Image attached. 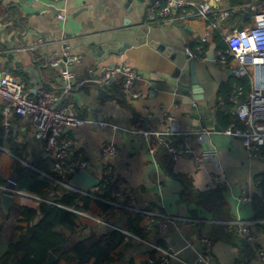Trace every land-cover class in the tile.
<instances>
[{"label":"crops","instance_id":"0c3cea01","mask_svg":"<svg viewBox=\"0 0 264 264\" xmlns=\"http://www.w3.org/2000/svg\"><path fill=\"white\" fill-rule=\"evenodd\" d=\"M193 1L209 2L211 11L206 18L198 16L197 10L187 5L172 17L154 22L151 10L158 4L163 5L162 0L154 4L152 0H2L12 16L8 13L0 17V75L7 71L20 76L26 90L35 96L40 88L61 95V70L69 68L76 73L77 81L60 104L69 106L81 119L106 122L109 126L85 124L66 130L63 137L74 140L77 149L91 163L93 176L100 178L102 169L111 166L114 181L133 194L137 207L201 220L200 223L181 224V231L172 226L149 236L152 242L184 261L197 259L202 249L198 238L209 235L217 222L211 212L182 196L184 179L196 190L206 191L214 187L210 175L218 172L226 183L223 196L231 218L254 222L252 231L257 239L250 242L249 252L244 253L232 244L214 243L213 263L239 264L240 259V264H264L259 256V252H264V234L256 229L252 204L238 202L244 191L253 196L258 192L256 178L264 173L263 161L249 159L237 138L214 133L209 141L200 143L193 135L187 141L189 147L196 153L214 149L216 157L206 159L197 167L188 156L173 160L165 148L163 157L168 155L171 159L170 173H167L157 159L158 151L151 154L148 143L129 132L163 133L167 128L180 133H195L203 128L223 131L232 120L233 89L241 86L245 94L251 91L250 80L238 77L231 68L220 64L217 54L226 50L220 48L222 44L228 47L226 37L229 33L253 26L255 19L249 7L253 0ZM224 12L228 14L223 16ZM212 23H217V28L213 29ZM62 36H66V41ZM203 39L206 41L202 42ZM212 44H216L213 61L207 57ZM186 47L199 58L189 59ZM72 57H79V61L69 63ZM56 60L61 61L60 65L53 67ZM189 61H195L199 98H202L193 103L176 92V69H182ZM119 65L136 70L140 78L130 85L124 84V90L120 89L123 79L109 86L95 83L105 70ZM3 108L0 101V116ZM182 140L181 137H152L151 143L159 149L165 141ZM106 143L117 145V157L101 155ZM0 147L1 183L11 177L10 161L17 159L13 148L26 147L27 163L36 158L50 159L43 143L34 138L31 122L22 117H16L11 137L6 138L0 128ZM1 196L0 193V223L3 224L0 260L11 240L20 234L17 220L21 206L20 198H15L5 217ZM120 217L123 227L130 215H118L117 222ZM140 222L142 225L141 219ZM96 228L103 229L98 225ZM153 251L145 245L123 242L117 249L120 260L110 264H143ZM69 256L74 258V252ZM156 257L159 258L158 253ZM58 264L77 262L60 259ZM86 264H94V260ZM170 264L181 263L173 259Z\"/></svg>","mask_w":264,"mask_h":264},{"label":"built area","instance_id":"2783aa9c","mask_svg":"<svg viewBox=\"0 0 264 264\" xmlns=\"http://www.w3.org/2000/svg\"><path fill=\"white\" fill-rule=\"evenodd\" d=\"M163 5L158 4L151 10V20L160 17L163 20L170 18L176 12L185 7L191 6L197 10L200 17L206 18L211 11V5L208 1L196 3L193 0H162ZM250 9L254 15V24L247 29H237L229 33L226 37L227 49L219 51L217 61L229 68L241 78H248L251 84V91L244 93L241 86L233 89L231 101L234 108L231 111L232 120L227 129L223 131H214L203 128L195 133H180L176 130L167 128L165 132L147 131V130H130L132 134L142 138L148 143L151 154L158 151V146L151 143L152 137H181L180 142L165 141L167 153L173 160H177L181 156H188L197 167L203 165L208 158H215L216 151L208 149L203 153H196L194 149L187 145V141L194 135L200 143L210 140L214 133L225 134L227 136L237 138L241 141L247 156L251 160H259L264 162V0H253L250 3ZM228 13L224 12L223 16ZM60 19H64L63 15H59ZM161 19V20H162ZM211 27L217 28V23H212ZM62 40L66 41V36H62ZM203 39L202 42H205ZM185 52L189 59H198L199 56L190 48L186 47ZM79 57H72L69 63H76ZM60 60L52 63L53 67L60 65ZM62 92L61 95L40 88L35 96H32L25 88L23 79L11 72L4 71L0 78V101L4 108L0 116V128L4 132L6 138L11 137L14 121L16 117L31 122L33 126V135L37 141L44 145V151L52 160L51 170L59 176H74L81 171H87L91 174V163L84 156L83 152L77 149L72 138H65L63 134L68 129L85 124L98 123L101 126H109L106 122H94L81 119L67 105L60 104L61 99L66 96L72 89L73 84L77 81L76 73L69 68L60 72ZM136 70L127 65L113 66L105 70L96 80L95 83L100 86H109L124 80L125 86L132 84L139 79ZM170 121L173 118L169 117ZM114 128H117L114 126ZM164 143V141H163ZM1 149V147H0ZM101 155L105 158L117 157L119 149L114 143H106L101 148ZM101 177H96L101 181L114 180L113 169L111 166L105 167L101 171ZM211 181L215 187L225 188L226 183L222 176L218 173H212ZM95 177V176H94ZM56 183L75 191L83 196L88 197L93 202H102L111 208L104 215L101 214L100 208L95 212L79 209L76 207H68L60 203H56L51 199L40 197L30 191L19 188L18 183L13 178H8L4 183L0 182V193L12 195L14 198L33 199L40 202H46L66 209L86 223L92 222L95 225L105 228L114 227L117 222V216L128 213L134 219L143 221L141 227L142 232L136 233L132 230L121 228L120 231L124 235V243L142 244L154 250L159 255L161 264H170L171 260H177L181 264H214L212 254V243L208 235H202L198 238L201 244V251L194 262L184 261L175 253L157 245L149 239L153 233L168 230L175 227L181 231V224L200 223L197 218H182L168 213H160L153 208H139L135 205V198L132 193L125 190L120 183H116L118 190L114 193V199L101 198L100 191H81L73 188L70 184H63L59 181ZM240 205L252 204L253 195L244 191L238 197ZM216 223L225 225L229 228L236 227L238 234L248 242L255 241L257 236L252 231L254 222L241 219L229 221H217ZM259 256L264 260V252H259ZM145 263H155L150 258Z\"/></svg>","mask_w":264,"mask_h":264},{"label":"trees","instance_id":"16d2710c","mask_svg":"<svg viewBox=\"0 0 264 264\" xmlns=\"http://www.w3.org/2000/svg\"><path fill=\"white\" fill-rule=\"evenodd\" d=\"M8 13L12 16V11L7 10L0 0V17ZM161 19L155 17L153 21H161ZM220 48L227 49V46L222 44ZM123 86L124 82L120 84V89ZM115 89L117 90V87ZM165 145H160L157 159L163 163L166 172L170 173L168 167H170L171 159L168 155L163 157L166 151ZM25 150L26 147L13 148L12 152L17 159H11L9 165V174L16 179L20 189L68 207L92 212L100 208L102 215L110 210L109 205L102 202H95L93 205L88 197L56 183L59 181L70 184L73 176H59L50 171L51 159L36 158L33 162L27 163ZM256 180L259 181L257 183L259 190L253 196L252 208L254 221L257 223L256 229L264 234V173ZM116 183L117 180L101 181L100 186L92 191H100L101 198L113 200L114 193L118 190ZM184 183L185 191L182 196L189 202H194L211 212L216 221L233 220L226 209L223 188L214 186L206 191H198L187 179H184ZM20 202V216L17 220V230L20 234L9 243L7 251L0 260L1 264H45L50 253L57 257L54 264H58L60 259L76 261L77 264H86L91 260H94V264H110L120 260L121 255L117 254V249L124 242V235L120 231L111 232L102 226V230L98 229L97 225H90L74 213L53 204L33 199H20ZM2 226L3 224L0 223V235ZM123 228L138 234L142 232L140 219L131 217L125 219ZM208 237L212 245L222 241L238 247L241 253L249 252L251 248L250 242L238 234L236 227L229 228L215 223ZM71 252H74V258L69 256ZM150 254L155 263L145 264H161L155 251ZM238 263H241L240 259Z\"/></svg>","mask_w":264,"mask_h":264},{"label":"water","instance_id":"95a60500","mask_svg":"<svg viewBox=\"0 0 264 264\" xmlns=\"http://www.w3.org/2000/svg\"><path fill=\"white\" fill-rule=\"evenodd\" d=\"M156 1L152 0V3L154 4ZM215 50L216 44H212L207 52L209 60H215ZM175 74L177 79L176 92L178 94L188 97L192 103L202 99L201 97L199 98L200 85L195 72V61H189L182 69H176ZM11 178L15 179L14 177ZM70 185L77 190L90 191L99 187L100 181L89 172L81 171L72 177ZM14 200L15 198L9 194H3L1 196V209L5 217L9 215ZM118 220L114 227L108 228V231L112 232L122 228L121 217ZM56 261L57 257L53 253H50L45 264H54Z\"/></svg>","mask_w":264,"mask_h":264},{"label":"rangeland","instance_id":"374dc122","mask_svg":"<svg viewBox=\"0 0 264 264\" xmlns=\"http://www.w3.org/2000/svg\"><path fill=\"white\" fill-rule=\"evenodd\" d=\"M89 224H90V225H93V223H92V222H90V221H89ZM130 245H142V244H135V243H130Z\"/></svg>","mask_w":264,"mask_h":264}]
</instances>
